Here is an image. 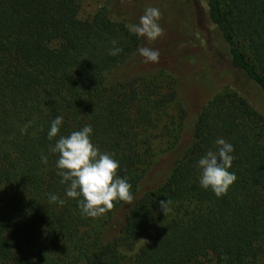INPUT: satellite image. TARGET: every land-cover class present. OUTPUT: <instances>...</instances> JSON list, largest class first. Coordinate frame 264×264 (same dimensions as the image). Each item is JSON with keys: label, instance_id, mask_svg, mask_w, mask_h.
I'll return each instance as SVG.
<instances>
[{"label": "trees", "instance_id": "1", "mask_svg": "<svg viewBox=\"0 0 264 264\" xmlns=\"http://www.w3.org/2000/svg\"><path fill=\"white\" fill-rule=\"evenodd\" d=\"M143 4L161 8L162 28L180 20L172 0H108L89 18L80 17L81 0H0V264H264V113L243 91L204 87L190 140L159 184L145 188L168 108L177 102L179 115L163 126L166 151L183 144L190 114L175 69L187 43L163 28L149 47L159 62L145 63L138 49L148 40L129 30ZM206 4L230 65L264 94V0ZM113 47L122 51L110 55ZM57 116L63 122L49 140ZM89 125L91 142L119 162L134 196L95 218L82 214V197H67L51 151ZM218 138L233 145L237 176L222 198L199 182L198 161ZM53 194L64 204L50 203ZM167 199L165 216L159 202Z\"/></svg>", "mask_w": 264, "mask_h": 264}, {"label": "clouds", "instance_id": "2", "mask_svg": "<svg viewBox=\"0 0 264 264\" xmlns=\"http://www.w3.org/2000/svg\"><path fill=\"white\" fill-rule=\"evenodd\" d=\"M161 12L156 7H149L140 17L139 23L130 25L129 30L139 37H144L148 41H155L164 34L163 28L159 24ZM115 46L117 41L113 40ZM122 51L119 47L110 49V55H118ZM144 62H159V51L149 47L138 49ZM63 117L57 116L51 123L48 139L57 137ZM28 125L21 129L26 132ZM92 127L85 126L79 131H73L68 136H60L55 146L51 148L53 153H58L56 167L57 175L62 177L61 183L67 184L66 195L69 198L77 199L82 214L87 217H98L110 211L114 207L113 201H123L131 205L134 196L131 193V184L127 178H120L117 171L120 167L111 154L102 153L90 139ZM215 150H209L198 161L201 170L200 185L204 189H209L218 198L227 195L230 186L237 180L235 173L230 172L235 157L232 155L234 147L223 138L215 141ZM44 164L48 163L47 156L41 157ZM50 203L58 202L64 204V200L56 195H50ZM171 200L159 202L160 208L166 216L171 208Z\"/></svg>", "mask_w": 264, "mask_h": 264}, {"label": "rangeland", "instance_id": "3", "mask_svg": "<svg viewBox=\"0 0 264 264\" xmlns=\"http://www.w3.org/2000/svg\"><path fill=\"white\" fill-rule=\"evenodd\" d=\"M172 1L177 2L180 6V20L171 19L163 25V28L167 32L183 38L187 43L185 54L177 56L185 59L180 61L175 69L182 76L179 99L186 101L190 115L184 132L183 144L176 150L166 151L164 149L167 148V140L171 136L167 131H163V126L169 125L179 115L177 102H173L168 108L167 114L161 121L162 126L155 130L157 136L154 140L153 152L155 155L160 154V160L147 179L146 189L156 187L159 184L164 177L163 175L168 171L171 162L178 154H181V148L185 147L187 141L190 140L194 113L206 100L205 97L209 92L203 90L204 87L209 86L211 92L215 93L225 86H235L251 99L258 110L264 113V94L257 85L236 72L230 65L227 46L218 28L210 22L207 16V0ZM107 4L108 0H81L80 17L89 18ZM142 7L145 10L148 8L145 4ZM161 39L162 37L159 40ZM152 44L153 41H147L146 47H151ZM163 132L165 133L163 134ZM146 240L147 233H144L137 241L134 252ZM206 264H216V262L206 261Z\"/></svg>", "mask_w": 264, "mask_h": 264}]
</instances>
